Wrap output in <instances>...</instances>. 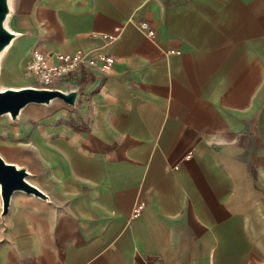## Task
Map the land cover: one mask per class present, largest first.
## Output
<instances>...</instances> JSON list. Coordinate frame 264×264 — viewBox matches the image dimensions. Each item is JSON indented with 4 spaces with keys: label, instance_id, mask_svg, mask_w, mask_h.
Segmentation results:
<instances>
[{
    "label": "crops",
    "instance_id": "crops-1",
    "mask_svg": "<svg viewBox=\"0 0 264 264\" xmlns=\"http://www.w3.org/2000/svg\"><path fill=\"white\" fill-rule=\"evenodd\" d=\"M6 22V89L37 87L33 49L114 64L2 122L45 199L0 196V264H264V0H9Z\"/></svg>",
    "mask_w": 264,
    "mask_h": 264
},
{
    "label": "water",
    "instance_id": "water-1",
    "mask_svg": "<svg viewBox=\"0 0 264 264\" xmlns=\"http://www.w3.org/2000/svg\"><path fill=\"white\" fill-rule=\"evenodd\" d=\"M8 14L9 0H0V55L14 38V34L6 28ZM17 90L5 89L0 91V116L8 114L12 121H15L20 112L31 104L49 105L52 100L59 99L68 106L74 107L78 99V91L76 90L66 93L59 90L49 91L34 87ZM27 176L25 169H18L15 165L4 162L0 157L2 214L7 212L10 198L14 192L20 191L45 199L43 193L26 181Z\"/></svg>",
    "mask_w": 264,
    "mask_h": 264
},
{
    "label": "built area",
    "instance_id": "built-area-1",
    "mask_svg": "<svg viewBox=\"0 0 264 264\" xmlns=\"http://www.w3.org/2000/svg\"><path fill=\"white\" fill-rule=\"evenodd\" d=\"M140 32L149 39L155 36L154 28L146 22L138 24ZM115 30H118L115 28ZM104 39L111 37L104 36ZM114 64V59L109 55H101L98 57H88L82 52L72 54L56 52L43 53L37 49H33L30 53L28 62L25 65V72L33 77L35 84L45 90L65 91L57 87L62 79H69L76 82L84 71L97 70L102 74H107ZM143 208L142 204H138L133 211V218L139 216Z\"/></svg>",
    "mask_w": 264,
    "mask_h": 264
},
{
    "label": "rangeland",
    "instance_id": "rangeland-1",
    "mask_svg": "<svg viewBox=\"0 0 264 264\" xmlns=\"http://www.w3.org/2000/svg\"><path fill=\"white\" fill-rule=\"evenodd\" d=\"M5 51V50H4ZM2 55V54H1ZM0 55V56H1ZM6 58H7V52L6 53H4L1 57H0V65H1V68L3 67V64H4V62L6 61ZM62 86L64 85V84H67V81L66 80H64V81H62ZM32 85H34V86H37L38 87V85L37 84H32ZM8 87V85L6 84V82L4 81H2V76H1V74H0V91H2V90H5L6 88ZM47 106H45V105H29V107L27 106V108H25V110H23V112H22V114L20 115V118L22 119L25 115H24V113H26V114H31V113H38V112H40V111H42L43 109H45ZM4 117V118H3ZM0 116V126H1V124H2V122H3V124L8 128L9 127V119H8V117H6V116ZM19 118V119H20ZM3 120V121H2ZM17 121V120H16ZM16 121H11V123H12V125H15L17 122Z\"/></svg>",
    "mask_w": 264,
    "mask_h": 264
},
{
    "label": "bare ground",
    "instance_id": "bare-ground-1",
    "mask_svg": "<svg viewBox=\"0 0 264 264\" xmlns=\"http://www.w3.org/2000/svg\"><path fill=\"white\" fill-rule=\"evenodd\" d=\"M6 27H7V22H6ZM12 42H13V40L11 41V43H10V45L5 49V51L2 53V55L4 54V53H6V51L8 50V48L11 46V44H12ZM1 55V56H2ZM0 56V57H1ZM13 57H14V55H13ZM15 67V66H14ZM15 69V68H14ZM13 70V69H12ZM17 70V69H16ZM15 71V70H14ZM16 72V71H15ZM3 81V80H2ZM4 82V81H3ZM11 89H13V88H11ZM15 91L17 90V89H14ZM37 106V105H36ZM28 107H29V105H28ZM27 108V107H26ZM23 110H25V109H23ZM23 110L20 112V114H19V118H20V115H21V113L23 112ZM2 116H6V117H8V119H10V117H9V115L8 114H5V115H2Z\"/></svg>",
    "mask_w": 264,
    "mask_h": 264
}]
</instances>
